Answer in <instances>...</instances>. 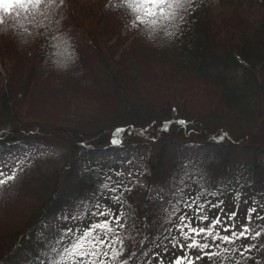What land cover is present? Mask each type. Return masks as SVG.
<instances>
[{
    "label": "trees",
    "instance_id": "1",
    "mask_svg": "<svg viewBox=\"0 0 264 264\" xmlns=\"http://www.w3.org/2000/svg\"><path fill=\"white\" fill-rule=\"evenodd\" d=\"M116 2L55 0L47 14L34 15L41 6L26 12L33 20L25 35L34 37L27 47L0 35V55L11 62L2 63L5 75L0 72V161L12 149L40 140L63 142L67 152L63 165L20 171L17 195L11 189L14 180L0 185V264H78L65 249L71 251L77 242L89 247L80 237L104 223L98 211L110 212L113 228L114 216L125 225L116 233L123 247H103L105 264H151L172 244L170 236L181 238L169 231L178 215L186 213L193 226L207 227L200 215H215L216 205L220 217L222 204L237 189V205L247 192L248 208L264 216V0H196L179 39L163 49L140 38L139 21L136 30L124 34L128 13ZM154 14H160L159 7ZM57 28L72 37L79 56L67 72L46 63ZM194 103L202 108L195 115L201 124L163 129L190 119L186 108ZM241 122L254 130H230ZM222 134L224 142L212 141ZM114 136L123 137V149L143 155L150 167L148 186L161 187L154 198L149 188L118 181L122 163L119 151L112 152ZM191 143L208 153L186 155ZM39 159L51 163L50 156ZM243 160L247 166L238 172ZM104 183L109 189L102 188ZM112 187H118L119 202ZM107 197L116 208H103ZM69 205L84 218L45 225ZM106 231L97 228L94 235ZM243 239L209 250L219 253L212 259L205 256L214 264H264V248L253 251L255 260L241 257L248 244ZM249 242L264 244V236ZM224 247L236 251L225 253Z\"/></svg>",
    "mask_w": 264,
    "mask_h": 264
},
{
    "label": "rangeland",
    "instance_id": "2",
    "mask_svg": "<svg viewBox=\"0 0 264 264\" xmlns=\"http://www.w3.org/2000/svg\"><path fill=\"white\" fill-rule=\"evenodd\" d=\"M109 3V0H108ZM148 4L146 6L147 8H151L152 12H156V6H153L150 3H146ZM145 15L147 16V13L145 12ZM144 15V16H145ZM128 28L125 27L123 30L124 34H127L128 32ZM129 33V32H128ZM4 55H0V72L5 75V69L2 66L3 62H6L7 64L11 63L9 60H7L5 57L2 58ZM150 96H147V98ZM174 98V97H173ZM186 109H188L186 112L188 114V116H190V119H182V120H177L176 122H173L172 124H165L163 126V129L168 130V131H172L174 129H178V128H182L183 130H187L189 129H193V127L197 124H201L202 119L201 118H195V115H200V111L202 110V108L200 106H198L197 104L194 103V105L192 106H188ZM58 111H60L58 109ZM181 121H183L184 123H180ZM232 125V124H231ZM236 127H238L239 129H232L230 128V130L233 131H238V133H243L245 131H251L254 130L253 125H249L246 122H241V123H236L234 124ZM233 126V125H232ZM226 132H224L225 134ZM218 135V136H211L212 141H221L224 142V136L226 135ZM134 136V135H133ZM136 137L140 136V134H135ZM134 136V137H135ZM142 136L140 137V140H142ZM132 138V137H131ZM121 142L119 144H117L112 152H118V160L121 161L122 163V170L119 171V174H122L124 177H122V175H119L118 178L121 176V178L118 179V181H127L128 184H139L140 186L144 187V188H149V194L150 196H152L153 198L159 193L161 187L158 184H153L148 186V180L145 176V174H149L150 173V167L148 166V163L144 160L143 155L141 153H139L137 150L134 151H128L126 149H123V144H124V139L122 136H119L118 138ZM138 139V138H137ZM134 140H136L135 138H132L129 140V143H134ZM197 144H193L191 143L190 145H188L187 151H186V155L189 156H193V155H197V154H201V153H208V150L205 148H201L196 146ZM153 150L155 151V148H153ZM110 152V153H112ZM66 146L63 142H60L58 140H40L35 142L33 145L28 146V147H16L14 149H12L8 155H4L0 161V172H3L4 176L10 175L12 174L13 170L16 171V178L14 179V185H12L11 189L13 190V194L17 195L18 194V189L17 187L19 186V184L22 182V176L20 175V171L24 170L25 168L27 169H31V168H40L41 166L45 167L47 165V168H49L48 165L52 164V167L56 165V162H58L60 165H63L61 157L63 156V154H66ZM44 156H50L51 157V163H47L44 164L42 161V159H39L40 157H44ZM38 161V165H34L35 162ZM20 161H24L23 165H22V170H20V168L18 167V163ZM40 162V163H39ZM131 162V163H130ZM244 163V164H243ZM245 166H247V162L246 161H242V164L238 165V172H241L242 170H245ZM29 166V167H28ZM87 165H85L86 168ZM4 176H0V179H3ZM21 176V177H19ZM115 180H117V178H114ZM114 180V182H116ZM113 181H109V183L112 184ZM114 186V184H112ZM240 187V186H239ZM238 187V188H239ZM118 193V192H117ZM116 193V194H117ZM235 195L233 196V198H231L230 200L227 199L226 202H224L222 204V211L220 213V217L218 216V218L221 221V224L214 229L213 231V235L216 234V232H218V230L220 229L223 232V229L226 225L228 224H233L235 225V230L237 232H239L241 230V226L244 225L245 223H248V216L251 215L252 216V222L249 224V228L252 229V234L254 235L255 231H260L261 230V221L260 219H258L254 213H249V203H250V198H248L247 192H243L241 194V197H239V204L237 205V197L239 195V191L237 189V191L234 192ZM115 194V195H116ZM109 198V197H107ZM114 200H111L109 198V203H106V207L103 205V208H105L106 211L111 210L112 206H114V208H116V204H114ZM220 204V203H218ZM215 208H213L212 213L215 214L216 216L219 213V208L218 206L214 205ZM235 213V216H233L232 214ZM3 215V212H2ZM210 216L208 217V224L206 226H208L212 221H214L216 219V216ZM215 216V217H214ZM78 217V219H77ZM63 219V220H72V219H76V220H80L83 219L84 216H81V214L72 206L69 205L67 206L63 211L59 212L56 216H54V218H52L51 220H49L45 225L49 226V224L51 222H56L57 219ZM106 230V229H104ZM231 232V231H230ZM105 235L104 234H100L97 233L96 236H101L103 237ZM201 243L204 242L203 237H196ZM179 239V238H178ZM248 240L247 243H250L249 240L250 239H243ZM181 244H188L190 241H185L182 237L178 240ZM243 241V242H244ZM210 245L213 243L211 237L208 238L207 241ZM4 243H2L3 245ZM0 245V248L1 246ZM91 246V244L89 245V247ZM89 247H87V249H90ZM215 247H212L210 249H206L205 252L209 251V250H214ZM186 257V260H182L181 264H187V261H191L192 264H214L213 261H210L207 259V257L200 252L199 249L196 248H188V247H173L172 244H170L169 246L164 247L163 249H161V252H158L154 257H153V261L151 264H173V262L175 261V259L177 257ZM200 257L199 259H197V257ZM101 259V257H100Z\"/></svg>",
    "mask_w": 264,
    "mask_h": 264
},
{
    "label": "snow or ice",
    "instance_id": "3",
    "mask_svg": "<svg viewBox=\"0 0 264 264\" xmlns=\"http://www.w3.org/2000/svg\"><path fill=\"white\" fill-rule=\"evenodd\" d=\"M179 0H136V6L140 7L143 6L145 3H150L153 6L159 7L160 11H163V5L171 4V3H178ZM16 3H23V11L28 12L29 8H39L41 4H55V0H16ZM5 11H11V9H6ZM147 14H152V9L147 8L146 9ZM0 22H2V18H0ZM180 123H184L181 121ZM123 130L117 129V133L121 132ZM155 139V137H153ZM121 141L117 139L115 136L112 139V144H119ZM24 161H20L18 163V167L20 170H22V165ZM131 163V162H130ZM121 174H117L119 176ZM0 176H4L3 172H0ZM16 178V171L13 170L12 174L4 176L3 179H0V185H4L8 183L9 181H12ZM109 179H111L109 177ZM102 188L109 189V184L104 183L102 185ZM110 191L115 194L118 192V187H112ZM114 198L117 200V202L120 201V196L114 195ZM195 203V201L191 202H185V207L191 208L192 205ZM196 211L197 213L202 212L201 205H196ZM256 209H249V213L256 212ZM98 215L104 216L105 220L102 225H94L91 229L84 232L80 240L88 242L92 245L91 249H85L83 243L77 242V244L73 245L71 248V251L68 249H65L66 252H68L69 256H71L75 261L78 262V264H105L104 260L100 259V257H107L108 252L103 251V247L107 245L109 249L113 248L114 244H119L121 247H123V240L116 235V233L119 231L120 228H123L125 225L123 224L121 218L119 216L112 217V220L115 221V228L111 226V221L107 218L110 215L109 213L104 212H97ZM235 216V213L232 214ZM260 220H264V216H258L257 217ZM200 219L207 221L208 217L200 215ZM248 223H245L241 226V230L239 233L236 231H233L235 228V225L228 224L224 227L223 232H229L231 231V235L221 234L220 232H216L215 235H213V231L215 228H217L221 221L219 218H216L214 221H212L207 227H195L193 226L191 218L185 213L183 215H178V222L172 221L171 223L174 225L173 228H170L169 231H176L180 237H182L185 241H190L188 244H181L176 237H171L170 240L172 241L173 247H188V248H196L199 249L201 253L206 255L209 259L214 258L219 253L207 251L206 249H210L211 247H215L218 250L221 248V245H230L234 244L236 240H239L241 238L244 239H251L252 241H256L262 236H264V229H261L260 231H255L254 235L252 234V229L249 228V224L252 222V216L249 215ZM97 228L106 229V233L103 237L94 235L95 230ZM196 237H203L204 242L201 243ZM211 237L213 243L210 245L207 241L208 238ZM217 241L219 243H217ZM264 248V244H257V243H248L243 246V251L240 252L241 257L244 258L245 261L249 260H255V257L252 255L253 251H259L260 249ZM223 251L225 253H228L230 251H236L235 249H229L227 247L223 248ZM247 253V255H245ZM119 253L114 252V255H117ZM200 257L198 256L197 259ZM182 260H186V257H177L173 264H181ZM187 264H192L191 261H187ZM237 264H240L238 261ZM256 264H259V261H256Z\"/></svg>",
    "mask_w": 264,
    "mask_h": 264
},
{
    "label": "clouds",
    "instance_id": "4",
    "mask_svg": "<svg viewBox=\"0 0 264 264\" xmlns=\"http://www.w3.org/2000/svg\"><path fill=\"white\" fill-rule=\"evenodd\" d=\"M196 0H179L178 3L163 5V11L157 16L143 14L146 9L143 6L137 7L136 0H117L116 8L126 9L128 18L125 21L129 30L137 29L139 21V36L146 43L158 49L169 47L179 39L186 16L193 10ZM41 10L34 15L47 14L53 10L55 4H41ZM11 9V11H5ZM23 3H16V0H0V35L11 36L19 46L27 47L34 43V37L26 36L32 26L33 16L28 15L23 10ZM36 8H29L31 12ZM79 60L75 50L72 37L57 28L52 40L51 50L46 54V63L51 66V70L67 72Z\"/></svg>",
    "mask_w": 264,
    "mask_h": 264
}]
</instances>
